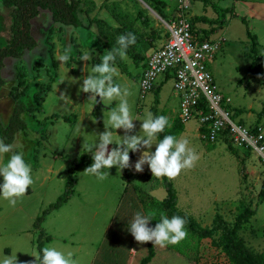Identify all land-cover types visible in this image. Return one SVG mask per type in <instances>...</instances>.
I'll return each instance as SVG.
<instances>
[{
  "label": "rangeland",
  "instance_id": "374dc122",
  "mask_svg": "<svg viewBox=\"0 0 264 264\" xmlns=\"http://www.w3.org/2000/svg\"><path fill=\"white\" fill-rule=\"evenodd\" d=\"M82 1L81 28L58 24L50 10L43 9L32 20L37 46L25 50L20 58L5 59L0 122L8 121L19 101L31 108V113L24 115L28 128L17 134L14 144L31 166L34 183L15 207L0 198V258L16 254L17 264L35 261L41 234L44 247L70 251L78 264H139L148 252V243H137L128 230L134 215L154 213L149 227H155L161 215H166L162 205L155 203L157 209L153 205L154 199L167 195L164 180L153 177L147 165L143 172H135L134 164L141 155L136 152L129 154L131 168L119 172L113 167L103 181L83 173L92 162L79 165L72 195L51 209L40 226L35 225L66 191L72 161L83 155L92 157L87 147L95 142L96 134L105 130L103 120L119 103L94 104L88 100L90 94L81 92L80 87L100 57L118 47L117 38L125 31L131 29L138 36L150 35L151 28L163 31L155 43L136 41L124 59L117 56L115 60L119 75L114 83L129 90L127 99L137 119L131 134L139 133L149 112L153 116L162 111L170 118L179 116L180 99L173 78L164 82L159 79L162 86L156 95L154 89L141 91L136 76L154 48L167 42L168 23L177 17L188 19L196 29L212 31V38L224 39L209 62L217 86L230 98L235 120L250 130L258 125L264 133V22L243 13L256 0L239 2L235 10L238 16L225 9L233 5V0ZM186 2L188 7H184ZM139 10L147 20L141 19ZM10 23V11L0 0V46L10 40ZM248 29L257 35L263 55L254 66L253 58L245 55L252 43ZM85 53H91L92 59L82 61ZM64 55L69 59L61 62L59 58ZM65 116L75 118L66 120ZM184 124L185 130L178 138L189 141L199 160L194 168L182 171L171 181L188 235L178 245L155 246L156 256L150 264H230L213 238L200 239L193 234L184 215L211 227L220 213L232 225L244 205L255 212L239 234L255 252L264 251V200L259 197L264 180L263 157L252 147L235 145L225 136L209 141L201 132L199 117L193 116ZM116 131L124 135L123 130ZM112 147L115 145L109 149ZM151 150L155 151V145ZM9 155L0 157V163H5ZM138 190L143 191L141 196Z\"/></svg>",
  "mask_w": 264,
  "mask_h": 264
},
{
  "label": "clouds",
  "instance_id": "9594fccd",
  "mask_svg": "<svg viewBox=\"0 0 264 264\" xmlns=\"http://www.w3.org/2000/svg\"><path fill=\"white\" fill-rule=\"evenodd\" d=\"M113 26L118 27L115 23ZM135 43L136 36L133 33L121 34L117 38L118 47L100 57V62L92 66L91 73L83 77L80 87L81 92L90 94L88 100L94 104L107 105L119 101L117 107L111 109L107 118L103 120L105 130L96 134L95 142L87 147L86 152L92 154V164L83 173L94 176L99 181L107 179L108 170L113 167L119 172L131 168L130 153L141 152L134 164L135 172H143L144 166L147 165L152 176L158 179L174 180L182 171L194 168L199 160L198 154L189 147L186 138L165 135L163 139H157L160 133L171 127L164 115L153 116L151 112L147 113L146 118L142 120L139 133L131 134L136 128L133 122L137 119H134L127 99L130 95L129 90L114 83V77L119 75L114 65L116 57L124 59L127 49ZM59 59L66 62L69 57L64 55ZM91 59V53H85L81 58L82 61ZM116 130H123L124 135H118ZM110 145L115 147L110 150ZM153 145L154 152L151 150ZM5 154L10 155L5 163H0V177L3 178V182L0 183V198L15 207L17 201L21 200L33 185L34 178L32 168L26 163L23 152L18 151L14 143L6 144L0 140V157ZM153 216L154 213L143 215L139 212L134 215L128 230L137 243L150 242L153 246L164 248L178 245L187 238L184 218L175 215L169 218L162 214L155 227H149ZM34 257L35 261L31 264H78L72 252L65 253L55 246L42 248ZM0 264H17V255L0 258Z\"/></svg>",
  "mask_w": 264,
  "mask_h": 264
},
{
  "label": "trees",
  "instance_id": "16d2710c",
  "mask_svg": "<svg viewBox=\"0 0 264 264\" xmlns=\"http://www.w3.org/2000/svg\"><path fill=\"white\" fill-rule=\"evenodd\" d=\"M2 4L9 9L11 23H10V40L4 45L0 46V87L4 86L6 81L3 76V68L5 66V59L7 57L20 58L25 50H32L37 46V40L32 33V20L41 13V10L48 9L52 13L53 20L61 25L72 26L75 29H79L84 25L83 19L81 17V8L83 5L82 0H1ZM148 2L147 0H145ZM149 3V2H148ZM226 10H233V7L225 8ZM139 16L142 20H147L142 18V12L139 10ZM244 21L245 17L242 18ZM53 29V28H52ZM119 31V29H116ZM126 33H133L136 36L137 42H153L155 43L159 38L162 37V29L151 28L150 35L138 36L136 31H125ZM192 32L198 36L199 40H215L218 38H212V31H208L202 28H194L192 24ZM248 35L251 38L250 50H245V55L253 58V66L256 65L259 59L263 58L258 49V39L255 33H252L248 29ZM164 45V44H163ZM148 58V57H147ZM147 58L143 61V66L146 65ZM139 74L136 76L138 77ZM162 83L154 88L156 95L160 91ZM156 101H159L156 98ZM230 108V104L227 105ZM207 110V109H206ZM31 108L25 101H19L15 104L13 111L6 123L0 122V140H3L6 144L14 143L16 136L19 132L24 131L28 128V122L24 118L25 114H30ZM159 115H164L168 118L171 127H168L164 132L158 135V140L163 139L165 135L178 136L184 132L185 124L182 122L181 118L177 115L174 118H170L166 111H162ZM156 115V116H159ZM233 117L235 114L233 113ZM75 116H65L66 120L74 119ZM258 126V125H257ZM257 126H254L251 131L257 132ZM201 132L204 136H207V131L205 125L200 127ZM225 136V137H224ZM223 137L230 141L228 134L226 133ZM207 138V137H206ZM208 139V138H207ZM209 140V139H208ZM210 141V140H209ZM212 142V141H211ZM216 142V141H215ZM232 147V146H231ZM234 153H237L235 148H232ZM92 158L88 155H83L79 158H75L72 161L71 176L67 182V188L64 194L59 198V200L51 206V208L46 209L42 215L39 217L35 225L40 226L41 221L44 216L53 208L61 205L65 202L73 193V187L77 183L75 178V172L79 165L86 163L90 164ZM164 185L167 191V195L163 200H156V202L163 206V212L170 218L172 216H182V212L178 208V194L171 180L163 178ZM259 197L264 200V180L259 192ZM156 206V205H155ZM157 209V206H156ZM255 210L249 206L244 205L239 209L236 216L235 222L231 225L220 213H217L213 225L211 227L202 226L194 217L189 215H184L188 220L189 226L193 234H196L198 238H213L214 244L221 248V251L225 253L228 257L230 264H264V251L255 252L250 246L247 245L243 237L239 234L241 226L247 223ZM44 248L42 234L38 238V249ZM156 256V248L150 242L148 243V252L141 259L140 264H150L153 258Z\"/></svg>",
  "mask_w": 264,
  "mask_h": 264
},
{
  "label": "built area",
  "instance_id": "2783aa9c",
  "mask_svg": "<svg viewBox=\"0 0 264 264\" xmlns=\"http://www.w3.org/2000/svg\"><path fill=\"white\" fill-rule=\"evenodd\" d=\"M188 6L186 2L184 7ZM168 31L167 42L154 48L142 66L138 75L141 91H152L159 79L173 78L183 123L193 116L199 117L200 127L205 125L210 141L215 142L227 133L233 144L252 147L264 159L262 128L252 132L235 120L227 107L230 98L218 88L209 65L224 39L199 40L192 32V23L184 17L170 21Z\"/></svg>",
  "mask_w": 264,
  "mask_h": 264
},
{
  "label": "crops",
  "instance_id": "0c3cea01",
  "mask_svg": "<svg viewBox=\"0 0 264 264\" xmlns=\"http://www.w3.org/2000/svg\"><path fill=\"white\" fill-rule=\"evenodd\" d=\"M234 3L231 7H233V10H232V14H236V16H238V13L235 11L240 3L239 2H242V0H233ZM257 2H254V3H250L252 5H247V8H245L243 10V13H247L249 15H251L254 19H258L260 20L261 22H264V2L262 1H259V0H256ZM262 2V3H260ZM230 7V6H229ZM169 79V78H166V80ZM162 81L164 82L165 80L162 79ZM161 83H159L158 85H160ZM142 192L143 191H140L138 190V195L141 196L142 195ZM165 198V197H164ZM164 198H157L158 200H163ZM141 261V260H140ZM151 263V262H150ZM140 264V262H139Z\"/></svg>",
  "mask_w": 264,
  "mask_h": 264
},
{
  "label": "water",
  "instance_id": "95a60500",
  "mask_svg": "<svg viewBox=\"0 0 264 264\" xmlns=\"http://www.w3.org/2000/svg\"><path fill=\"white\" fill-rule=\"evenodd\" d=\"M97 100H99V97H97ZM101 103H97V105H100Z\"/></svg>",
  "mask_w": 264,
  "mask_h": 264
}]
</instances>
